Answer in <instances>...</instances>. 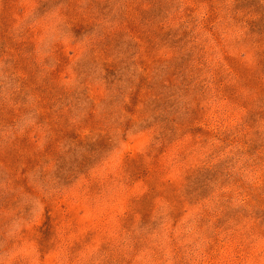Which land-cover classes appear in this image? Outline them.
<instances>
[{
  "label": "rangeland",
  "instance_id": "374dc122",
  "mask_svg": "<svg viewBox=\"0 0 264 264\" xmlns=\"http://www.w3.org/2000/svg\"><path fill=\"white\" fill-rule=\"evenodd\" d=\"M0 264H264V0H0Z\"/></svg>",
  "mask_w": 264,
  "mask_h": 264
}]
</instances>
